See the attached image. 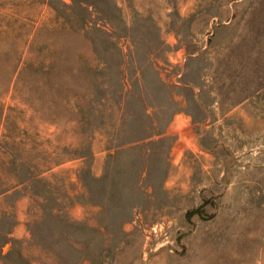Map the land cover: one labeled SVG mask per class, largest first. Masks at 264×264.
Segmentation results:
<instances>
[{"label":"rangeland","instance_id":"374dc122","mask_svg":"<svg viewBox=\"0 0 264 264\" xmlns=\"http://www.w3.org/2000/svg\"><path fill=\"white\" fill-rule=\"evenodd\" d=\"M0 264H264V0H0Z\"/></svg>","mask_w":264,"mask_h":264}]
</instances>
